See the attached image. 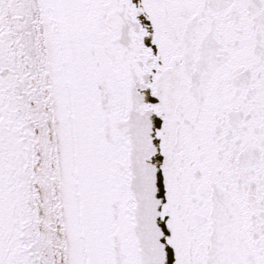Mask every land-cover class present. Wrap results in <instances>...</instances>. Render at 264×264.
<instances>
[{"label":"snow or ice","instance_id":"snow-or-ice-1","mask_svg":"<svg viewBox=\"0 0 264 264\" xmlns=\"http://www.w3.org/2000/svg\"><path fill=\"white\" fill-rule=\"evenodd\" d=\"M0 264H264V0H0Z\"/></svg>","mask_w":264,"mask_h":264}]
</instances>
